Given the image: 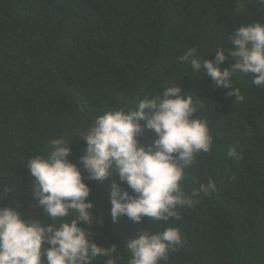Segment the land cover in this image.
Segmentation results:
<instances>
[{"label": "trees", "instance_id": "1", "mask_svg": "<svg viewBox=\"0 0 264 264\" xmlns=\"http://www.w3.org/2000/svg\"><path fill=\"white\" fill-rule=\"evenodd\" d=\"M255 22L264 23L260 0H0V207L53 223L31 194L28 160L63 138L72 149L68 159L83 170L79 134L97 116L179 86L213 137L211 151L185 169L182 188L191 195L211 179L216 190L180 208L179 220L137 224L121 216L114 223L109 196L118 177L86 179L102 221L91 238L116 244L117 264H129L127 244L137 233L176 226L183 244L161 264H264V85L234 71L232 86L243 96L236 99L203 67L198 74L179 59L197 48L199 58L215 60L218 48H232L237 28ZM226 56L221 70L236 62ZM138 139L148 146L155 134L145 129Z\"/></svg>", "mask_w": 264, "mask_h": 264}, {"label": "clouds", "instance_id": "2", "mask_svg": "<svg viewBox=\"0 0 264 264\" xmlns=\"http://www.w3.org/2000/svg\"><path fill=\"white\" fill-rule=\"evenodd\" d=\"M230 43L228 51L216 50L215 60L199 58L197 48L179 59L189 62L195 73L200 74L203 67L216 87L231 89L228 95L242 100L231 76L234 71L251 73L255 85H264V23L240 26ZM226 52L236 62L221 70ZM182 93L181 87L168 86L163 95L145 96L135 108L121 107L97 116L79 134L86 142L79 158L83 170L68 159L69 143L50 139L47 155L31 157L25 168L33 180L31 194L54 222L44 225L37 219H24L14 207H0V264H44V258L46 264H93L98 257L105 258L104 264H117L118 246L105 247L91 238L102 221L92 211L95 204L89 199L92 189L86 179L103 182L118 177L112 181L109 196L114 223L121 216L137 224L146 218L179 220L180 208H191L198 202L194 197L213 193L216 184L211 179L191 195L182 188L185 169L198 154L210 152L213 144L207 122L194 116L197 109L192 96ZM145 129L155 134L148 146L138 139ZM228 155L236 158L238 153L231 148ZM182 244L183 235L176 226L156 233L139 232L127 244L129 264H161Z\"/></svg>", "mask_w": 264, "mask_h": 264}]
</instances>
